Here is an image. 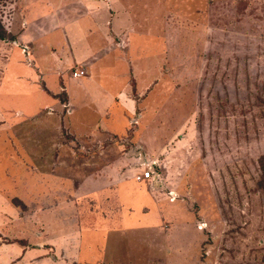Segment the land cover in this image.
I'll use <instances>...</instances> for the list:
<instances>
[{"label":"rangeland","instance_id":"obj_1","mask_svg":"<svg viewBox=\"0 0 264 264\" xmlns=\"http://www.w3.org/2000/svg\"><path fill=\"white\" fill-rule=\"evenodd\" d=\"M120 1L139 27L121 105L91 110L94 87L67 77L66 57L75 102L55 131L28 130L54 141L30 149L53 161L28 163L27 207L0 208V264H264V0ZM75 2L0 0V20L22 30L28 5ZM25 166L0 162V174ZM145 169L151 179L135 181Z\"/></svg>","mask_w":264,"mask_h":264},{"label":"crops","instance_id":"obj_2","mask_svg":"<svg viewBox=\"0 0 264 264\" xmlns=\"http://www.w3.org/2000/svg\"><path fill=\"white\" fill-rule=\"evenodd\" d=\"M120 2L76 0L75 5L82 4V9L74 12L72 8L51 9L43 15L33 13V8L28 5V15L21 23L22 30L18 27L21 31L4 22L7 19L0 20L4 30L13 36L12 39H0V162H20L26 164L27 169L0 174V181L4 184L0 185V208L2 205L8 209L16 208L13 205L17 202L13 203L12 199L26 206L27 202L18 195L34 192L35 176H31L28 163L53 161V156L47 153L36 155L30 149L38 144L49 147L55 144L54 141L51 143L42 138L29 140L28 130L36 127L43 132L51 126L55 131V127L66 121L68 110L75 102V93L62 78L64 70L60 65L63 62L68 59L66 75L77 81L80 88L94 87L91 110H108L112 106L118 109L121 105L118 97L126 84H130L131 66L126 51H123L124 45L129 41L131 45L134 43L133 36L138 34L136 28L139 27L135 28L131 21L129 6H118ZM138 43L142 42H135L136 45ZM78 68L84 69V75L73 77L71 72ZM138 89L146 90L147 87ZM42 109L46 111L42 113ZM61 110L66 111L59 115ZM103 115L108 118L107 111ZM125 129L121 127L120 130L124 132ZM94 130L98 132L96 128ZM102 131L114 133L107 128ZM50 175V171H42L39 175L43 180L42 183L39 179L42 191L51 189L45 181L50 179ZM31 247H19L18 250L24 256L43 253V244Z\"/></svg>","mask_w":264,"mask_h":264},{"label":"trees","instance_id":"obj_3","mask_svg":"<svg viewBox=\"0 0 264 264\" xmlns=\"http://www.w3.org/2000/svg\"><path fill=\"white\" fill-rule=\"evenodd\" d=\"M4 38L12 39L13 36L10 33L6 32L4 28L2 27V25L0 24V39H4ZM257 164H258V169L260 171V174L258 176V179L256 180V185L261 190L263 201H264V156H261L258 158ZM13 202H16V201L13 200Z\"/></svg>","mask_w":264,"mask_h":264},{"label":"built area","instance_id":"obj_4","mask_svg":"<svg viewBox=\"0 0 264 264\" xmlns=\"http://www.w3.org/2000/svg\"><path fill=\"white\" fill-rule=\"evenodd\" d=\"M85 71L82 68L75 69L71 72L73 77L84 75ZM135 181H143L151 179L150 171L148 169L142 170L134 175Z\"/></svg>","mask_w":264,"mask_h":264}]
</instances>
